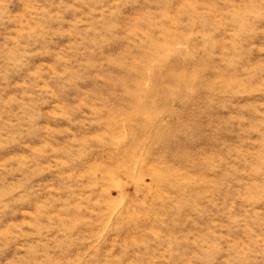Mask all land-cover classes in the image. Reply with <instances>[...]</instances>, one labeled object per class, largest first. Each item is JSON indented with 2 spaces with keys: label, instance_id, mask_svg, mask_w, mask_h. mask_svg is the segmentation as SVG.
Wrapping results in <instances>:
<instances>
[{
  "label": "rangeland",
  "instance_id": "374dc122",
  "mask_svg": "<svg viewBox=\"0 0 264 264\" xmlns=\"http://www.w3.org/2000/svg\"><path fill=\"white\" fill-rule=\"evenodd\" d=\"M0 264H264V0H0Z\"/></svg>",
  "mask_w": 264,
  "mask_h": 264
}]
</instances>
